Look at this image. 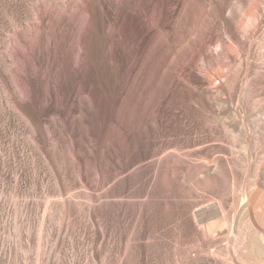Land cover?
<instances>
[{
	"label": "rangeland",
	"instance_id": "obj_1",
	"mask_svg": "<svg viewBox=\"0 0 264 264\" xmlns=\"http://www.w3.org/2000/svg\"><path fill=\"white\" fill-rule=\"evenodd\" d=\"M171 2L162 25L154 0H102L104 51L87 85L61 91V52L73 57L76 36L61 39L60 20L80 24L85 0H0V264H214L189 211L218 195L231 212L233 184L264 192V150L237 161L215 120L229 110V121L264 131L261 0ZM254 6L263 19L248 28ZM138 14L157 27L143 47L124 39ZM241 44L242 57L224 48ZM30 78L39 110L24 96ZM213 160L232 169L214 195L191 182Z\"/></svg>",
	"mask_w": 264,
	"mask_h": 264
},
{
	"label": "bare ground",
	"instance_id": "obj_2",
	"mask_svg": "<svg viewBox=\"0 0 264 264\" xmlns=\"http://www.w3.org/2000/svg\"><path fill=\"white\" fill-rule=\"evenodd\" d=\"M154 1L158 4L160 8L159 16L160 18H162L161 23L162 25H165V23L168 21L169 18H171V15L173 14V9L171 8L173 4L171 0H154ZM261 5L264 8V0H261L260 6ZM255 6L252 11V16L247 24L248 28L249 27L251 28L256 23H258L263 19L261 14V7L259 8ZM102 10H103L102 0H85V7L82 13V20L80 24L72 21L71 16L66 14H64L62 19L60 20V25L62 24L63 27V34L61 39L65 37L68 38L70 35H72V37L73 35H75L76 46L74 49L73 57L68 56L70 54L69 49H67L64 52H61L63 58H66V67L64 74H61L59 76L60 80H58L57 82L58 90H61V86L66 83H70L74 86L79 84H83V85L88 84L90 66L94 60L99 58L101 52L104 51L103 23L99 19V13H101ZM124 27H125L124 39L127 42V44L129 42L132 43L136 42L138 45L142 47L144 45L149 44L153 40V34L157 32V27H155L151 23L145 24L144 22H142L140 20L139 14L131 16L129 23L128 22L125 23ZM60 44L61 46H63V48H65L66 46L65 41H61ZM224 48L226 49V51L230 50L237 52L234 54H239L240 56L243 55V53H245L247 50L245 44H241L236 49L234 48L235 50L231 48V46L228 47L225 46ZM33 50L36 51V49ZM53 53H55V51H53ZM128 59H129L127 60L128 63L130 61L136 63L137 61V58L135 56L134 57L130 56L128 57ZM240 59L241 58H239V60ZM184 69L185 68L182 69L181 75L185 78ZM233 71L231 69L230 72ZM205 74L206 76H210L213 73L211 74L207 72ZM218 74H221V70L218 71ZM236 75L237 74H235L234 72L229 77V81H227L228 84L227 82L225 83V86L229 85V88L230 87L232 88V86H234L235 79L237 78ZM38 84H39L38 82L30 78V83H29L30 87L28 90L25 91L26 93H24V96L28 98L31 104V108L33 110L36 109L39 110V100H38V95L36 93L38 92L37 91ZM58 90H54V92H58ZM149 108H150L149 116L151 119L153 118V110L151 106H149ZM216 114L217 116L215 120H217V122H219L223 126L224 130L226 131V134L231 140L229 143L234 142L236 144V142L237 143L239 142L238 145L240 144L239 148H235L236 146L233 143H232L233 145H229L230 146L229 154L232 156H236L234 159L236 160L237 158L241 159L240 155L257 157L259 152L255 151V148L264 150V131L263 133L258 132L260 135H256V134L253 135L252 134L253 130L251 131V129H249V124L241 121L237 122L236 116L232 117L233 121H229V118L231 117V112L229 110H223ZM260 124L262 125L261 122L259 123V125ZM259 125L258 124L254 125V127H256L255 131H253L254 133L257 132L258 129L257 126ZM252 146H254V149H252ZM239 159L237 161H240ZM214 160L213 162H210L212 163L211 167L207 164L206 165L204 164L205 168L201 169L200 165L199 166L196 165L201 170L198 168V170L200 171L199 173H197L198 172L197 169L194 173L192 171L194 177L193 176H192L193 178L190 177L192 183L194 178H195L194 180H196V178L197 180L198 178H203V183L206 186L208 185L209 186L208 188L210 190L213 189L211 187H214L213 191H211V194L213 192V195L215 194L214 191L217 189L215 188V186L218 187L217 185H219L218 183L221 180V179L219 180L220 178L219 175L221 176L225 175L224 173L227 174L228 170L229 172L232 170L228 168V170L226 171L225 168L222 167V165H220L219 163H217V161ZM233 164L236 165L235 163ZM169 173L171 172H168L167 175H169ZM171 178L173 179L172 176ZM174 179H176V177ZM249 182L247 183L248 185ZM251 183H253L251 186L254 187L255 186L258 187V185H261L260 182H258V180L255 179ZM247 184L244 186L242 185L243 187L240 188L241 191L239 194L236 191L237 189L234 188V184L230 187L231 189L229 194H232L234 196L231 205L233 209L230 206H228V210H230L229 208H231L232 210V211L230 210L231 212H228L227 208H225L226 206L224 207L222 205L224 201L223 199L222 202L221 200L220 201L217 200L216 196L218 197V195L214 196L216 201L214 197L211 195L213 197V200L211 199L213 201L212 203L210 200V202L206 205L200 207L197 205L196 208L199 207L197 210L192 209L189 211L187 217L188 227L198 237H201L202 239L204 238L205 241L206 240L210 241V242L206 241L207 243H209L206 244L209 245L208 248L212 249V250L210 249L211 252L207 251L206 247L204 248L202 247L204 251L206 250L208 252V254H204L205 255L204 258L205 259L207 258L206 259L207 262L210 259H212L213 260L212 263L214 261L216 262L218 261L220 262V264H264V192L260 193L257 191L259 190V188L253 189V187L247 186ZM224 193H226V190ZM222 194L223 193H221V195ZM205 252L202 251V253ZM202 253H200V255ZM206 255H208V257ZM201 256H203V254ZM204 262L206 263V261ZM216 262H214V264ZM218 262L217 264H219Z\"/></svg>",
	"mask_w": 264,
	"mask_h": 264
}]
</instances>
